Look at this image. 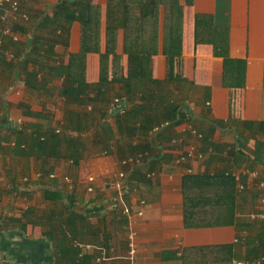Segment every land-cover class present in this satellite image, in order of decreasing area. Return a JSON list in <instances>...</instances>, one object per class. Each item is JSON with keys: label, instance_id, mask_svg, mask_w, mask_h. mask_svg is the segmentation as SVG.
Wrapping results in <instances>:
<instances>
[{"label": "crops", "instance_id": "obj_1", "mask_svg": "<svg viewBox=\"0 0 264 264\" xmlns=\"http://www.w3.org/2000/svg\"><path fill=\"white\" fill-rule=\"evenodd\" d=\"M41 1L44 5L51 3ZM109 2L92 1L102 18L97 28L98 51L88 52L85 61L86 80L91 83L98 82L107 70L110 79L120 67L123 74L127 73L123 27L115 33L114 53L105 57ZM180 3L181 43L180 53L175 54L174 75L184 77L187 82L181 88L178 85L163 88L181 97L182 108L191 109V118L176 125H164V130L155 127L148 136L137 135L132 141L127 134L121 135L116 144L108 143L110 153L99 148L104 143L96 145L95 150L88 143L80 146L81 155L76 161L60 153L51 156L33 153L31 134L35 125L43 132L58 131L63 122L67 106L58 94L63 79L39 71L38 85L31 88L23 71L0 63V264H130L126 258V219L112 208L111 199L118 193V184L124 181L119 172L134 170L122 161L141 154L152 183L145 188L133 187L127 195L139 232L134 264H183L181 256L186 247L210 244H234L233 259L264 255L263 221H253L243 230L236 225L185 227L182 189L186 173L227 168L239 172L245 180L249 203L239 200L244 205L240 209L260 207V189L254 185L257 179L247 172L257 170L264 177V0H192L190 4L180 0ZM161 9L164 17V6ZM82 28L80 22H74L70 44L54 46L64 63L69 62L71 54L80 52ZM162 32L159 30V34ZM15 33L16 46L10 49L18 52L20 45L25 55L31 49L27 37ZM157 44L151 69L153 77L167 84L171 58L164 53V35ZM66 51L67 58L63 56ZM114 56L116 64L112 62ZM43 60L38 58L39 63ZM239 60L245 61L244 69L237 63ZM28 64L29 70L37 65ZM115 85L116 93L121 92L118 83ZM57 98L63 102L62 111ZM84 110L98 119L97 130L101 132V116L110 112L107 105H90ZM59 112L62 117L56 119L57 124L48 119L54 114L57 117ZM104 120L103 117L101 121ZM108 120L115 127L113 118L109 116ZM219 120L225 122L219 125L212 122ZM196 129L207 133L213 129L209 140L217 151H212V159L179 163L177 158L188 145L200 150L206 146L199 137L201 133H194ZM91 130H95L94 126L87 132ZM65 147L62 142L60 148ZM160 157L162 162L158 161ZM154 161L159 164L152 169ZM90 177L94 179L91 181Z\"/></svg>", "mask_w": 264, "mask_h": 264}, {"label": "trees", "instance_id": "obj_2", "mask_svg": "<svg viewBox=\"0 0 264 264\" xmlns=\"http://www.w3.org/2000/svg\"><path fill=\"white\" fill-rule=\"evenodd\" d=\"M92 1L58 0L54 5L52 14H44L39 20H36L37 33L31 34L26 39L31 49L24 55L22 54L24 50H20L19 45V51L13 52L15 57L12 59L8 58L7 52L16 45L13 44V37L2 36L1 29L6 25L11 27L14 19L7 14V8L0 7V23L2 22V27H0V39H2L0 63L23 71L31 88L38 85L39 71L63 79L58 89V94L64 98V105L67 106L63 122L58 131L54 129L43 132L40 127H37L38 125H35L31 134V149L35 154L41 155L42 153V155L51 156L60 153L76 161L81 155L82 148L80 146L83 145L81 136L93 126L97 136L95 144L104 143L99 148L110 153L112 149L108 143L118 139L121 135L127 134L132 141L137 135L148 136L150 130L155 127L160 129L164 125H176L189 121L191 118L190 107L182 108L181 97L173 95L169 88H163L168 85H178L181 88V84L187 82L184 77L174 75L175 54L180 53L181 43L179 32L182 17L180 0H140L136 4L128 0H110L106 18L107 53L105 57L114 53L115 33L119 27H123L125 29V53L128 55L127 73L123 74L120 67L119 71L116 70L110 79L107 70V73L104 71L101 79L95 83L88 82L85 74L87 53L98 51L96 48L98 47L99 13ZM187 3H192V0H187ZM162 6H164L165 19L164 53L171 58V77L167 80V84L153 77L151 69V60L158 46L160 30L158 19L161 15ZM76 21L80 22L83 27L81 50L71 54L69 62L64 63L65 61L60 57V54L55 52L54 46L60 44L67 47L70 44L71 28ZM18 24L15 23L13 29L15 31L24 30V27ZM195 39L197 43L200 41L199 32L195 33ZM40 57L44 58L41 63L38 61ZM115 59L117 58L114 56L113 64H116ZM28 63L39 65L29 70ZM237 63L244 69V60H239ZM117 83L123 92L117 97L125 98L126 102L124 113L119 108L115 109L110 105L116 95L117 85L115 84ZM136 95H139V98L137 97L138 100L135 101ZM128 102L130 105L127 104ZM100 104H107L109 105L108 109H110L109 115L104 113L101 116L105 118L103 122L101 121L102 118L100 119L101 132L97 130L98 124L96 125V122H99L98 119L95 116H89L84 110L90 105L98 107ZM28 113L39 116L38 113ZM108 116L113 118L115 127L113 122L108 120ZM212 122L219 125L225 121ZM213 123L210 122L211 126L214 125ZM193 127L195 128L194 124ZM195 131L198 135L201 133V141L207 143L206 146L202 145L204 148L201 150L198 148L204 155L202 159L207 157L212 159L214 156L212 151H217L214 143L209 140L213 129L209 133L202 129L201 132L197 129ZM101 135L104 136V139L101 138ZM62 142L66 143L65 148H60ZM119 150L122 152L121 148ZM233 151L231 154L234 153ZM158 161L162 162V157ZM158 164L157 161H154L152 169L158 167ZM144 165L137 166L134 170H127L123 180L128 185V190L131 191L133 187L145 188L152 183V177L148 175L149 170L147 168L146 171L145 168L147 167L146 163ZM235 173L227 168H217L214 172L207 169L184 175L182 189L185 227L236 225L238 230H243L248 229L251 222L257 221L250 219L248 215H245L248 220L243 219L241 212H239L241 210L239 200L242 199L247 189L244 178L240 181L237 180ZM258 178L264 179L260 172ZM242 183L243 189L239 188V184ZM254 185L257 186V180ZM256 188L258 189V187ZM242 192L244 193L241 196L238 195ZM258 193L261 195V190ZM248 197V195L245 196L244 200ZM259 221L264 222V220ZM261 247L264 249V245ZM234 257L235 245L229 243L186 247L181 259L183 264H213L231 262Z\"/></svg>", "mask_w": 264, "mask_h": 264}, {"label": "built area", "instance_id": "obj_3", "mask_svg": "<svg viewBox=\"0 0 264 264\" xmlns=\"http://www.w3.org/2000/svg\"><path fill=\"white\" fill-rule=\"evenodd\" d=\"M0 7L7 8V14H9L15 21L17 20H28L29 15L23 10H21L20 2L18 0H0ZM6 16V15H5ZM5 18V17H4ZM2 36H12L13 39H18L16 37V34L12 31V27L9 25H6L1 29ZM2 43V39H0V44ZM8 58L12 59L15 57L14 53L12 51L7 52ZM114 104L112 107H115V109H120L122 113L125 111V98L117 97L114 100ZM191 111V109H190ZM194 133L196 134V131L194 130ZM201 135H199L200 137ZM212 151V149H210ZM204 155L203 153L194 145H188V148L180 153V155L177 158V161L179 163L188 162L192 159H200ZM143 155L141 154L139 157L130 156L125 158L122 161L123 165L129 166L130 169H134L137 166H143L144 162ZM249 175H251L253 178L257 179V186L261 190L260 195V207L254 211L249 212L247 215L250 217V219L255 220H264V179L258 178L259 171L254 170L251 172H247ZM127 172L125 170H121L119 172V176L123 180L126 177ZM237 180L240 181L241 174L238 172L235 173ZM91 181L94 179L93 177L89 178ZM119 189L118 193L115 194L111 199V206L113 209H116L119 211L122 218L126 219L125 222V228H126V240H127V255L126 258L129 260L130 264H134L136 257H137V251H138V236L139 232L136 228V224L134 220L132 219V209L128 202L127 195L130 194V190H128V185L123 181L118 184ZM239 188L243 189L244 185L239 184ZM92 188H89L91 190ZM244 233H247V230H244ZM181 254V253H180ZM232 264H264V255H260L249 258V259H233Z\"/></svg>", "mask_w": 264, "mask_h": 264}, {"label": "rangeland", "instance_id": "obj_4", "mask_svg": "<svg viewBox=\"0 0 264 264\" xmlns=\"http://www.w3.org/2000/svg\"><path fill=\"white\" fill-rule=\"evenodd\" d=\"M19 2H20V6H21V10H23V12H25V13H27L28 15H29V19L28 20H17L16 22H15V20H14V23H12L11 24V27H12V31L14 32L15 30L13 29L14 28V26H15V23L17 24V23H19L18 25H21L22 27H24V30H19V31H15V32H19L22 36H26L27 38L31 35V34H36L37 33V31H36V25H35V23H37V21L36 20H38L39 19V16L40 15H44V14H52V12H53V8H54V5L58 2L57 0H50V4H46V5H44L43 3L44 2H42L41 0H38V2L36 1V0H18ZM133 4H136V2H134ZM162 10V9H161ZM38 18V19H37ZM100 18H102V16H100ZM100 18L98 19V20H100ZM164 21H165V19H164V17H162V15L161 16H159V19H158V22H159V24H160V31H161V29H162V33L163 34H159V38H158V40H161V35H164ZM0 27H2V22L0 23ZM14 32V33H15ZM16 34V33H15ZM19 34V35H20ZM18 35V36H19ZM10 37H12V36H10ZM58 51L59 52H62V49L61 48H59L58 49ZM157 53V51L155 52V54ZM66 56V58L68 57V55H67V51L65 52V54H63V56ZM48 62H51V61H48ZM55 83V82H54ZM57 83V82H56ZM58 84V83H57ZM117 87V86H116ZM122 92V91H121ZM120 91H118V93H116V95H115V98H117V96L118 95H121V94H123V93H121ZM139 98V95H136L135 97H134V100L136 101V100H138V98ZM115 98H114V100H115ZM58 100H59V106H61V104H63V102L62 101H60V99L59 98H57ZM56 99V100H57ZM114 100H113V102L110 104L111 106H113V104L115 103L114 102ZM107 105V104H106ZM109 107V105H107V108ZM60 111H62V106H61V109H60ZM56 115H57V117L55 116V114L54 115H50L49 116V120L51 121V122H55L56 124L58 123V121H56V119H59V120H61V117H62V112H59V113H56ZM109 117V116H108ZM97 138V136H96V133L94 132V130H91L90 132H87V133H84V135L82 134V136H81V140L83 141L82 143H83V146L85 145H87V143H88V145H90L89 147L92 149L93 148V150H95V146H96V144H94L95 143V139ZM119 142V139H115V140H113L112 142H114L115 144H116V142ZM94 144V145H93ZM94 152V151H93ZM207 160V159H206ZM215 161H217V158H215L214 159ZM214 167H212L211 168V172H214L217 168H215V169H213ZM208 169V168H207ZM202 172V171H201ZM245 192V191H244ZM244 192H242V193H240V194H238V195H242ZM247 193L245 192V194L242 196V199H243V203L245 204V203H249L248 201H246V200H244V197L245 196H247L246 195ZM243 203L241 202V207H243L244 205H243ZM251 211H255V210H248V209H245V210H243V209H241V210H239V212H241V216H242V218L243 219H246V220H248V217H245V215H247L249 212H251ZM250 221V220H249Z\"/></svg>", "mask_w": 264, "mask_h": 264}]
</instances>
